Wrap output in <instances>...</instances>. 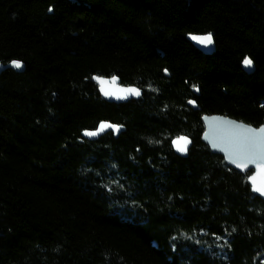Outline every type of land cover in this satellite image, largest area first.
<instances>
[{
	"label": "trees",
	"instance_id": "16d2710c",
	"mask_svg": "<svg viewBox=\"0 0 264 264\" xmlns=\"http://www.w3.org/2000/svg\"><path fill=\"white\" fill-rule=\"evenodd\" d=\"M15 60L23 72L0 74V264H264L252 171L202 139L205 114L264 124V0H0V64ZM95 75L143 94L109 102ZM103 121L124 130L84 138Z\"/></svg>",
	"mask_w": 264,
	"mask_h": 264
},
{
	"label": "water",
	"instance_id": "95a60500",
	"mask_svg": "<svg viewBox=\"0 0 264 264\" xmlns=\"http://www.w3.org/2000/svg\"><path fill=\"white\" fill-rule=\"evenodd\" d=\"M205 35H208V34H189L188 39L200 51L207 53V54H212L216 50V44H215V40H214L213 36H212L213 43L211 45H208V46L200 44L196 39L193 38V37L205 36ZM247 58H249V57H247ZM13 62H19L21 64V67H16ZM242 65H243V68L246 71H248L249 73H253L256 70L254 63H252V65L250 67L245 66L243 63H242ZM7 68H12V69H15V70L20 71V72H23L25 70L24 64L18 60H15V61H12L11 63L7 64V65L0 64V74L2 73V71H4ZM166 75H168V72H166ZM114 77L116 78L115 83H112ZM93 79L99 85V90H100L103 98L109 102L124 103L130 99L140 98L143 94V90L141 88H139L136 85H125V84H123L121 79L118 76L107 77V76L95 75L93 77ZM101 80L107 81L108 83L101 84L100 83ZM126 88H135V89L139 90V95L129 94L127 92H120L119 91V89H126ZM102 89H105L109 92H115L116 94L106 96L104 94V91H102ZM194 92L196 94H199V91L197 89H195ZM117 97H120V98H117ZM188 105L193 107V109H195V110H199V107L196 104L195 100H190L188 102ZM202 120H203L204 125H205V131H204V134L202 137L204 143H206L211 148V150L213 152L222 155L225 158L227 164H229L234 169H236L242 173H248V172L252 171V173L250 174V176L248 178V182L252 187V191L264 200V195H261L259 192H256L253 190V185H252V182L250 180L251 176L256 175L257 176V183L259 184V182H260V177L258 174V170L256 169V166L253 164H248L247 168L238 167L237 163L234 162L236 160V157L230 156V153L234 152L237 149V147L239 146V144L241 143V141L243 140V137L245 135V130L247 128L261 129V128H264V124H262L259 127H255V126L250 125L248 123H245L243 121L237 120V119L229 117V116L221 115V114H213V115L205 114L202 117ZM102 123L113 125L114 127H108V128L103 129V130H100V125ZM123 130H124V127L121 125H117V124H113V123H110L107 121H103L98 125V127L96 129L84 131L83 136H84V138H87L90 140H97L101 136L105 135L106 133H108L110 131H114L115 133L118 134V133L122 132ZM86 132H97L98 134L89 136V135H85ZM179 137H186L187 140L190 142L187 144V150L184 152L178 151L177 147L173 143V141L177 140ZM192 145H193V139L191 137H189L188 135L177 136L172 140V146H173L175 153L181 157H184V158H186L189 155V151H190Z\"/></svg>",
	"mask_w": 264,
	"mask_h": 264
},
{
	"label": "snow or ice",
	"instance_id": "6c2138e0",
	"mask_svg": "<svg viewBox=\"0 0 264 264\" xmlns=\"http://www.w3.org/2000/svg\"><path fill=\"white\" fill-rule=\"evenodd\" d=\"M200 44L208 46L213 43V38L211 34L205 36H197L193 37ZM16 67H21L19 62H13ZM252 60L250 58H245L243 64L247 67L252 65ZM115 77L113 78L112 83H115ZM101 84L108 83L107 81L101 80ZM104 94L107 95H115V92H109L105 89H102ZM120 92H127L129 94L139 95V90L135 88H126L119 89ZM120 98V97H117ZM108 127H114L109 124H101L100 130H103ZM97 132H86L85 135H97ZM178 151L184 152L187 150V144L190 143L186 137H179L177 140L173 141ZM230 156H235L236 160L234 162L237 163L238 167L247 168L248 164H253L256 166L258 170V174L260 177L259 184L257 183V176L253 175L250 177V180L253 185V190L259 192L261 195H264V128L261 129H252L247 128L245 130V135L243 140L237 147V149L230 153Z\"/></svg>",
	"mask_w": 264,
	"mask_h": 264
}]
</instances>
